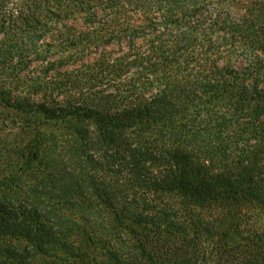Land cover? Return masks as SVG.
Listing matches in <instances>:
<instances>
[{
  "label": "trees",
  "instance_id": "1",
  "mask_svg": "<svg viewBox=\"0 0 264 264\" xmlns=\"http://www.w3.org/2000/svg\"><path fill=\"white\" fill-rule=\"evenodd\" d=\"M5 2L0 264H264L253 230L264 216V0H47L46 13ZM92 7L105 19L56 30L46 48L58 58L32 51L46 65L29 71L28 36L18 46L10 35ZM123 37L115 56L84 61L89 45ZM75 61L86 63L57 71ZM50 233L54 251L43 250Z\"/></svg>",
  "mask_w": 264,
  "mask_h": 264
},
{
  "label": "rangeland",
  "instance_id": "2",
  "mask_svg": "<svg viewBox=\"0 0 264 264\" xmlns=\"http://www.w3.org/2000/svg\"><path fill=\"white\" fill-rule=\"evenodd\" d=\"M49 1V0H48ZM34 2H37L36 4ZM47 0H6L5 4L7 5V8L10 9V10H17V11H25L26 8H30V9H34V8H38V10H40L41 12H44L46 13L45 11V8L42 6L43 5H46V6H50L51 3H46ZM48 4V5H47ZM101 6V5H100ZM104 6V5H103ZM51 7V6H50ZM37 10V11H38ZM97 11H99L98 8H90L88 9L87 12H85L84 14H76L74 15L73 17H68V18H65L64 21H63V26L62 25H59V24H52L50 27H48L49 29L47 30L46 27H36V29L34 28L33 30H26V31H23V33H16L15 36H13L12 34L10 35V37H13V41L14 42H18L19 39L24 35L28 36L25 37V45H22V48H23V53H30L32 51H42L43 54H46V58L47 60L51 61V60H55L58 58L59 56V53H56V52H52V51H49L46 46H47V43H49L51 40H52V37L54 38L56 35H58L59 33H57L56 30H58V32H65L67 29H71V30H74V31H83V30H88V29H93V28H96L97 27V21L99 19H105V13H106V10H102V12H100L99 15H97V18H94L93 17V14L97 13ZM98 14V13H97ZM99 18V19H98ZM42 20H45L44 18ZM67 28V29H66ZM66 29V30H65ZM125 39L123 37V40H122V43H120L118 45V43L116 44L115 41H110L109 42V45L107 46H99V45H96V46H93V45H89L87 48H85V52H87V55L83 56V59L84 61L86 62H90V63H94V60H96V57L100 54V53H108V52H112L111 55L112 56H115L117 54V50H118V47L120 45H122L121 49L124 50V48L126 47V42H125ZM21 40V39H20ZM52 41H56L57 40H52ZM13 43V42H12ZM19 42H18V46H19ZM68 50L66 52H64L65 54L69 51H74L75 49L71 50L72 49V46H70V48L68 47L67 48ZM17 51V50H16ZM19 53V50L17 51ZM16 52V53H17ZM33 53L31 54H28V58H30L28 61H27V68L29 71L31 72H35L34 74H36L37 72H41V68H43L45 65H46V62H45V59L44 61L43 60H40V59H35L33 58ZM86 62H81V61H75V62H70L71 64L69 66H62V67H55L57 68L58 70L57 71H60L61 73H66L69 69L72 70V68H78V65L82 64V63H86ZM89 63V64H90ZM236 63V62H235ZM241 65V62H238L237 63V66L239 67ZM25 69V68H23ZM66 69V70H64ZM97 85L105 90L106 92H110V91H113L114 88L108 86L106 83H103V84H99L97 83ZM95 90V89H94ZM54 97L55 99H57L58 101H61V100H64L66 101L67 99H69V97H71L70 95L68 96H62L61 94L57 95L56 92H54ZM97 95V94H95ZM83 97H85V94L83 95ZM88 100V99H87ZM92 102V98L89 99L87 102ZM161 172V171H160ZM217 210H215L216 212H214V215H217V218L219 219L220 222H222V217L221 216V213H224L221 209L222 208H216ZM26 209H21L18 211V213H30L29 211H25ZM228 210V209H227ZM227 210L225 211V213H227ZM81 211V209H80ZM263 212V211H262ZM261 212V213H262ZM55 213V212H53ZM83 213H90V212H86L83 210ZM130 213H151L149 212V210H147L146 212H139V211H130ZM202 213H207V210H203ZM264 213V212H263ZM29 217H31V215H26L25 218L29 219ZM94 221H100L96 216H92ZM224 218V217H223ZM263 219L259 222H257V225H255L253 228V230H257L258 232H262L264 231V216L262 217ZM19 220H17V224L20 225L21 228H23V226L25 224H22L24 221H20V223H18ZM26 222H30L31 223V220L30 221H26ZM27 226V225H26ZM30 226V225H29ZM227 226V224H226ZM243 227H247V225H242ZM253 226V225H252ZM11 228V230L13 229H17V227L14 225H11L9 227V229ZM215 228H217L220 233L221 232H224V230H228V227L227 228H223V226H216ZM231 233H233L231 231ZM242 235H244V232H242ZM229 237H232L234 239H237V236L235 237L234 234H231V236ZM49 243L46 244L47 246L43 248V250H47L48 247L51 248V250H55L54 248L56 246L55 243H57L58 241V238L56 236V233H50V237H49ZM240 238V237H238ZM259 238V237H258ZM261 241V240H259ZM20 242H21V245H22V248L26 246H28V248H31L30 247V244L27 243V241L25 240V238H22L20 237ZM258 242V241H257ZM260 243V242H258ZM33 250V249H32ZM19 251V250H18ZM20 254H23V252H20ZM36 255H40L39 253H37Z\"/></svg>",
  "mask_w": 264,
  "mask_h": 264
}]
</instances>
